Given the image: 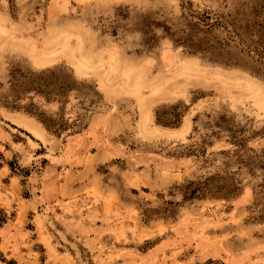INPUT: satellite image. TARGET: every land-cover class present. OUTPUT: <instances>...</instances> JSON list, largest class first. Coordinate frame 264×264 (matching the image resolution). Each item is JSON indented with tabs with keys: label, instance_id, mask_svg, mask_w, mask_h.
Returning a JSON list of instances; mask_svg holds the SVG:
<instances>
[{
	"label": "rangeland",
	"instance_id": "obj_1",
	"mask_svg": "<svg viewBox=\"0 0 264 264\" xmlns=\"http://www.w3.org/2000/svg\"><path fill=\"white\" fill-rule=\"evenodd\" d=\"M258 13L264 0H0V117L30 115L63 137L116 118L92 145L115 153L104 182L66 214L47 208L48 254L30 234L0 264H264L255 181L233 156L264 147V60L216 24L249 39ZM61 82L77 90L63 95ZM176 103L188 106L181 124L157 123ZM211 176L230 189L238 176L241 189L183 193Z\"/></svg>",
	"mask_w": 264,
	"mask_h": 264
},
{
	"label": "crops",
	"instance_id": "obj_2",
	"mask_svg": "<svg viewBox=\"0 0 264 264\" xmlns=\"http://www.w3.org/2000/svg\"><path fill=\"white\" fill-rule=\"evenodd\" d=\"M5 114L0 117V211L6 220L0 223V249L20 257L26 250L23 244L35 234L48 254L47 208L66 214L85 197L83 192L92 191L93 182H104L99 166L112 160L115 153L102 142L95 149L92 145L99 126L113 133L116 118L110 113L106 119L99 115L91 132L63 137L30 115ZM24 260L37 263L29 257Z\"/></svg>",
	"mask_w": 264,
	"mask_h": 264
},
{
	"label": "trees",
	"instance_id": "obj_3",
	"mask_svg": "<svg viewBox=\"0 0 264 264\" xmlns=\"http://www.w3.org/2000/svg\"><path fill=\"white\" fill-rule=\"evenodd\" d=\"M259 14V13H258ZM217 19V18H216ZM217 20L214 21V23ZM216 24L224 27V28H230L232 38L234 41H236L240 47L248 52L249 54H254L258 58H262L264 60V15L258 16L257 20H254L252 24H249V39H245L238 30H236L231 22H224V21H218ZM246 30V28H245ZM10 77L14 78V73L11 70ZM35 91L39 93H48L44 89L34 88ZM58 90L61 94L65 95L68 91L77 90V87L75 86L74 82H71L70 84H67L66 82H61L59 84ZM92 103H94V100H91ZM188 106L186 104L182 103H176L173 105H170L169 107H165L162 109H157L155 111V119L156 122L169 127H178L181 124L182 118L187 111ZM48 130L50 129V126L48 123H46L44 120L39 119ZM226 120L225 116H220L219 121L217 122L218 125H220V121ZM230 140L233 144L237 145L240 148H246V138H237V134L235 132H231ZM252 151V154L250 155H244L239 153L240 150H236L233 153V156L235 157V162L238 164L239 169L245 168V170L249 173L250 176H252L253 181H255L252 185V191H253V204L257 208L255 209L259 213V219L264 220V214H262V211H264V147L256 152L255 150L249 149ZM187 152V155H194L195 153ZM10 165L13 168V164L10 163ZM233 174H238L237 172H234ZM220 177L211 176L206 178L205 180L201 181H192L190 182V186L186 185L184 189V194L189 193L193 195L194 197H198L200 195L204 194H210V195H220L222 197H227L230 193L233 192H239L241 189V186H238L240 183L238 176H233L230 182H236L238 184L236 187L229 188L231 184H229L228 188L225 186V184H219L222 180ZM198 182V183H197ZM200 182V183H199ZM226 190V191H225ZM6 218L2 211H0V223L5 221Z\"/></svg>",
	"mask_w": 264,
	"mask_h": 264
},
{
	"label": "bare ground",
	"instance_id": "obj_4",
	"mask_svg": "<svg viewBox=\"0 0 264 264\" xmlns=\"http://www.w3.org/2000/svg\"><path fill=\"white\" fill-rule=\"evenodd\" d=\"M161 96H162V95H161ZM17 115H18V114H17ZM14 116H15V115H14ZM14 116H13V117H14ZM13 117H12V118H13ZM8 118H9V117H8ZM26 118H27V117H26ZM18 121H19V120H18ZM15 122H16V121H15Z\"/></svg>",
	"mask_w": 264,
	"mask_h": 264
}]
</instances>
